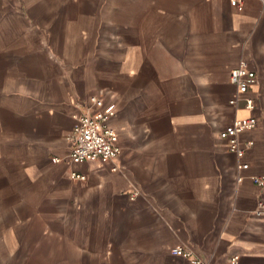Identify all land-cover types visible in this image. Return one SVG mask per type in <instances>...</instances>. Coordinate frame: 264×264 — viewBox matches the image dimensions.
I'll return each mask as SVG.
<instances>
[{
  "label": "crops",
  "instance_id": "0c3cea01",
  "mask_svg": "<svg viewBox=\"0 0 264 264\" xmlns=\"http://www.w3.org/2000/svg\"><path fill=\"white\" fill-rule=\"evenodd\" d=\"M238 2L0 0V264H264V0ZM91 95L119 151L73 163ZM248 116L237 158L219 134Z\"/></svg>",
  "mask_w": 264,
  "mask_h": 264
},
{
  "label": "built area",
  "instance_id": "2783aa9c",
  "mask_svg": "<svg viewBox=\"0 0 264 264\" xmlns=\"http://www.w3.org/2000/svg\"><path fill=\"white\" fill-rule=\"evenodd\" d=\"M232 5H239L238 0H230ZM229 80L236 87L235 96L229 101L233 106L239 102L244 103L245 108L254 109L255 100L250 97H240L246 93L255 81V72L248 68L245 62H240L230 71ZM115 114L111 105L105 106L103 100L96 96L89 97V110L78 116L76 124L71 132L67 134L66 141L69 144V159L73 163H82L87 160L101 159L112 160L118 154L117 134L115 130L108 125V120ZM257 118L255 116L235 117L219 134L222 139L228 142V148L237 158H241L246 147L252 146L253 142L248 141L244 146L239 143V135L246 130L256 127ZM55 160H58L55 158ZM239 170L248 167V163L240 162L237 165ZM115 169V167L113 168ZM71 177L84 179L85 176L78 171H72ZM242 177L237 176V181ZM252 181L259 187L264 186V177L253 176ZM258 209H264V201H258ZM171 254L190 259L195 264H208L202 262L197 257H192V253L183 247H174L170 249ZM239 256L231 255L225 264H238Z\"/></svg>",
  "mask_w": 264,
  "mask_h": 264
}]
</instances>
